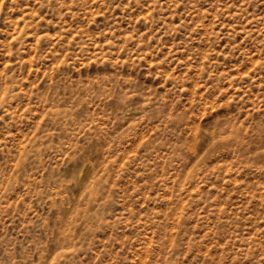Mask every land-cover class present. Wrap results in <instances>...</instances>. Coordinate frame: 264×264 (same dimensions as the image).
<instances>
[{
    "label": "rangeland",
    "instance_id": "rangeland-1",
    "mask_svg": "<svg viewBox=\"0 0 264 264\" xmlns=\"http://www.w3.org/2000/svg\"><path fill=\"white\" fill-rule=\"evenodd\" d=\"M0 264H264V0H0Z\"/></svg>",
    "mask_w": 264,
    "mask_h": 264
}]
</instances>
